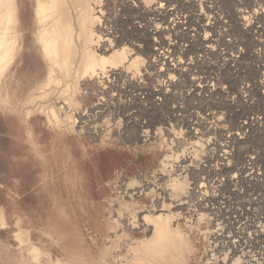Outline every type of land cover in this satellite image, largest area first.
Returning a JSON list of instances; mask_svg holds the SVG:
<instances>
[{
	"label": "rangeland",
	"instance_id": "1",
	"mask_svg": "<svg viewBox=\"0 0 264 264\" xmlns=\"http://www.w3.org/2000/svg\"><path fill=\"white\" fill-rule=\"evenodd\" d=\"M50 3L43 39L38 0L4 2L0 264H141L134 260V251L144 247L146 234L136 226L134 215L145 210L133 213L122 207L145 195L119 193L123 182L133 186L143 179L151 188L159 187L156 198L145 200L149 209L156 201L169 203L164 197L174 178L177 183L186 181V193L187 187L201 188L199 199H217L229 179L236 177L238 183L247 175L237 178V168L248 156L260 157L257 168L264 176V18L257 19L256 14L264 8V0H92L90 7H97L91 11L88 28L95 37L94 51L121 48L127 57H137L135 64L119 68L123 74L118 86L129 91L122 96L110 90L117 83L109 73L93 80L83 72L75 79L57 72L58 56L48 59L44 46L55 44L65 20L74 36L72 50L79 53L78 29L63 0ZM154 6L168 14L150 13ZM167 53L183 64L163 59ZM97 88L115 99L111 113L97 107ZM68 100L73 105L63 112L60 101ZM78 115L93 122H84L85 127L91 125L92 133L83 128V120L77 118L74 124ZM240 121L250 123L248 139L233 143L226 137L230 133L237 137ZM220 143L233 149L222 167L217 160ZM181 165L190 172L179 178ZM229 189L249 200L251 191L244 185ZM186 193L170 211L182 227L186 222L196 224L205 213L206 241L199 239L204 245L195 251L191 244L179 246L182 252L170 264H201L207 256L215 259L211 256L213 215L202 210L188 217ZM128 215L132 220L127 227L123 223ZM227 222L233 220L225 221L231 228L217 241L218 248L228 249L226 236L237 231V225ZM263 248L264 244H256L249 250ZM242 259V264H250ZM214 262L222 264L219 259Z\"/></svg>",
	"mask_w": 264,
	"mask_h": 264
},
{
	"label": "bare ground",
	"instance_id": "2",
	"mask_svg": "<svg viewBox=\"0 0 264 264\" xmlns=\"http://www.w3.org/2000/svg\"><path fill=\"white\" fill-rule=\"evenodd\" d=\"M91 1L92 0H63L64 10H66L67 12L69 11L68 13L70 15L74 14L76 17L78 34L76 39L77 42H75V44L76 43L79 44L77 50H80V52L79 53L78 51L73 52L72 50L74 36H72L71 31L69 32V29L66 25L69 23H67L65 20L62 23H60V26L58 28V40L55 42L54 45H45L43 52L48 59L54 60L56 56H58L57 72L61 75V77L72 76V79H75V77L79 73L83 72L90 75L92 79L93 78L103 79V75H107L109 73L112 77H114V81L116 80L117 83L123 74L122 72L123 69L120 70L119 68H123L124 65L126 64L128 66L135 64L134 61L137 59V57H134L133 59L131 57H127L121 48L112 49L109 53L97 54L94 51L92 45L95 42L94 40L95 37L93 38V35L90 34L88 25L91 24L93 21V18L92 20L90 19L92 16L91 11L93 10L95 11V7L97 6L90 7ZM4 2L5 0H0V31H2L6 23V9ZM45 5L48 6L49 8L48 10L44 9ZM50 11L52 12L50 0H38L37 18L43 39L47 38L46 37L47 32L45 30V27H46V23L48 22V16H49L48 13ZM150 13L157 14V16H160L163 15V13L168 14V11H162L161 7L157 9L155 7L154 10ZM256 14L258 15L257 19L264 18V8H259V10L256 11ZM172 22L174 23V20ZM207 26L209 25L207 24ZM165 29H167V26L165 27ZM259 31H263V30L260 29ZM156 32L159 34L158 31ZM207 41L208 39L204 38V42ZM160 45L163 46V43H161ZM6 47H7V42L0 41V61L3 59L5 55ZM172 57L173 56L171 55V53H167V55H165L163 59H171V61L173 60L174 62H177L175 63L177 65L183 64L181 63L182 61L180 60V58H178L177 60L176 59L177 57L176 58H172ZM75 65L76 67H74ZM172 66H174V64ZM262 73L264 74V72ZM259 83L262 84L260 81ZM111 87L110 90H114L113 93L116 96H122L129 92L126 91L123 87L121 88V86H118V83L116 85L115 84L111 85ZM68 88H70V86H68L66 90ZM99 90H100L99 88L96 89L97 94H100L97 107L104 110L105 112H108L106 114H109L111 113L112 109L116 108L114 106L115 104H113V101L115 102V99L109 96L107 94L108 92L105 93L104 92L105 89H101V91ZM140 93L142 94L143 92ZM60 104L61 105L59 106V109H61L63 112L65 111V109H67L68 111V108H70L69 106L73 105L72 101L69 100L66 102L60 101ZM174 108H176V106H174ZM83 116L84 118H82ZM83 116L80 115L76 116V118H74L73 120L74 124L77 118L80 121L83 120V126H84L83 128L87 132H90L92 128L90 127L91 125L89 126L88 124V126L85 127L84 122L87 124L89 122L91 123L92 121L86 120L87 117H85V115ZM178 116L180 117V115ZM176 120L177 121L179 120L178 117ZM248 124H250L248 121L247 122L240 121L238 126L239 132L236 133L238 138L234 136L233 133H230L229 136H227L226 138L231 137L233 143H237L239 140H246V136L248 139V135H249V132L247 130ZM190 126H192V124H190ZM191 129L194 130V128ZM194 135H197L196 131H194ZM219 151L220 152L218 153L217 160H219L218 161L220 162L219 165L222 167L224 165V161H227L231 156L233 149L232 147L230 148V146H228L227 144L224 145L223 143H220ZM259 160L260 157H257L255 159V156H248L246 157V160L244 159V163L237 168V171L239 172L237 178L238 176L247 173V175L244 178L240 177L238 182L241 185V187L244 185L247 191L248 190L251 191L250 193L251 195L250 196L248 195L249 200L247 202L244 201L245 198L242 197L243 196L242 192H238L236 190L233 191L229 189L231 186L232 187L234 186V188L238 186V183L234 182V178L236 177H233L232 179H229L227 181V184L221 190L220 197H218L217 199L203 198L204 200L199 199V197H197V195L200 194L201 188L197 190L196 188L194 189L187 187L188 193H186L185 192L186 188H184L185 186H187L186 181L183 180L177 183V179L175 178L171 179L170 181H172V183L169 184V189H167L169 194H167V196L164 197L167 198L169 203L166 204L164 201L161 202L156 201L150 205L149 209L144 206L145 200L149 196L151 197L155 196L154 198H156L157 195L155 193L157 192V190H159V187L154 186L153 188H151L149 183H147L143 179H137L138 181L135 182L133 186L129 185V183L126 184L124 182L123 184L119 185L118 192L123 193V195L125 196L145 195L144 199L136 201V203L131 202L126 205L124 204L122 207L123 210L129 209L133 211V213L143 208L145 210V213L143 215L140 214L134 215V218L136 220L135 221L136 226L141 229L142 233L146 234L145 237L146 239L145 241L142 242V245H144V247L140 246L134 251L135 255L137 254L134 260L135 259L139 260L141 264H144L142 261L144 259H145L144 261L149 260L151 264H170L174 262V258L177 256L176 254L182 252V251L180 252V250L183 249L182 247L180 249H177L179 246H182L183 244H187V245L191 244L192 245L191 248L194 251L196 249L199 250L201 246L203 247L204 244L203 243L199 244L198 242L199 239L201 242L204 243L206 241L207 216L205 215V213L199 215L200 217L199 219H197L198 222L197 220L196 221L194 220L195 222H197L196 224L192 223V225L191 224L187 225L186 222L183 223L184 227H182L179 226V222H175L177 220L176 214L170 211V208L175 207V206L173 207V204L175 205V203L182 198V194L186 193L187 195L185 198L186 199L189 198V199H187L186 202H184V204L186 205L187 208H189L188 209L189 213H186L189 214L188 217L191 218V216H195L199 211L202 210L209 212L211 215H213V221H214L213 228H215V234L213 235L214 236L213 243L215 244H214V248H212L211 250L212 252H214L211 254L213 258L219 259L222 264H242L243 263L242 258H246V261L249 260L250 264L251 262H256L257 264H264V248L263 250H258L257 252H254L253 250H249L252 245L264 244L263 243L264 223H261L264 222V189L258 188V187H264V181L262 180L264 176L262 175V173H259V168H257L259 166ZM163 162H165V160H163ZM185 167L186 166H182V165L177 166L178 174L176 173L174 174H176V176L179 178L182 176L186 177L189 174L190 170L188 168L185 169ZM192 171L193 170H191V172ZM139 177L141 178L142 176L140 175ZM246 184H250L253 187L248 188ZM165 211H167L166 214L162 213ZM224 215H234V216L230 218H223ZM125 218H126V222H124L123 224L126 226L131 224L132 218H130L129 215ZM228 219L233 220V223L227 222L228 224L237 225L236 227L237 231L234 232V234L232 233L233 234L232 236L230 233L226 236L229 246L228 249L224 247L218 248L217 241L221 240L222 235L226 232V230L231 228V226L225 224V221ZM222 223H224L225 226L221 227L220 224ZM147 233H150V236H148ZM231 237L234 238L232 241L230 240ZM260 249H262V247H260ZM237 254H240V256H238ZM257 256L259 257L256 258ZM215 259H212L210 256L209 257L207 256V258L201 260V264H217V262H214Z\"/></svg>",
	"mask_w": 264,
	"mask_h": 264
}]
</instances>
